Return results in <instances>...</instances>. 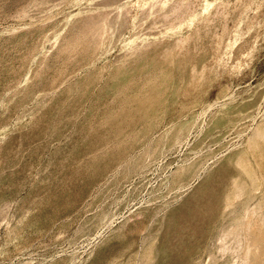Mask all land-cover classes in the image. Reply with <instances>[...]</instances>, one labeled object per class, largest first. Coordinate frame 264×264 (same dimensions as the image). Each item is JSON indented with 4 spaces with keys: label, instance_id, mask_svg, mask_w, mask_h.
I'll list each match as a JSON object with an SVG mask.
<instances>
[{
    "label": "rangeland",
    "instance_id": "rangeland-1",
    "mask_svg": "<svg viewBox=\"0 0 264 264\" xmlns=\"http://www.w3.org/2000/svg\"><path fill=\"white\" fill-rule=\"evenodd\" d=\"M102 1L0 0V264H264V0H207L236 47L178 98L195 107L168 105L169 89L146 117L132 101L144 80L123 86L152 63L120 64L145 22L103 53L61 54L89 17L142 0Z\"/></svg>",
    "mask_w": 264,
    "mask_h": 264
},
{
    "label": "bare ground",
    "instance_id": "bare-ground-1",
    "mask_svg": "<svg viewBox=\"0 0 264 264\" xmlns=\"http://www.w3.org/2000/svg\"><path fill=\"white\" fill-rule=\"evenodd\" d=\"M104 1V0H103ZM102 1V2H103ZM109 2L108 0H106ZM201 1H203L201 3ZM217 1V0H216ZM214 1V3L216 2ZM228 1V0H227ZM233 1V0H232ZM238 1V0H236ZM253 1V0H252ZM117 2L118 1H113ZM220 2V0H219ZM261 2V0H260ZM263 2V0H262ZM104 3V2H103ZM111 3V2H110ZM199 3H201L199 5ZM223 3V2H222ZM227 3V2H226ZM225 3V4H226ZM235 3V2H234ZM107 4V3H106ZM129 4V3H128ZM219 4V3H218ZM224 4V3H223ZM237 4V3H236ZM112 5V4H111ZM114 5V4H113ZM116 5V4H115ZM120 5V4H118ZM215 5V4H214ZM228 5V3H227ZM230 5V4H229ZM121 6V5H120ZM119 6V7H120ZM124 5L123 10L118 13L117 17L110 19L107 16V12L104 15H98L97 17H89L87 20L83 22L80 30L73 36L66 40V42L62 45L61 54H63L67 59L72 60V58L76 57V55H84L86 56L92 51L94 54L98 51H101L104 42L111 39L112 33H120L130 24H132L133 28L138 23L145 22L147 25L146 37L141 36L143 38L136 37V33L134 37H131L126 42L125 46V54L120 59L121 66L126 67L127 64L134 62L135 60L148 58L150 59V64L152 63V69H146V67H140L138 69L139 77H132L129 81L123 86L124 88H129V86L133 85L137 82L136 78H139L140 81L144 80L143 83L138 85L137 88V95L132 98V101L135 102L137 110L140 112V116H152V109L162 97V92L175 91V95H172L174 98L170 101L168 105H174V103L181 104V111L184 109H188V104H195L200 100L199 96L194 98L195 100L187 99V104L184 105L182 102H178V98L182 95L185 97H189L191 94L196 92L198 94L199 91L203 88V83L206 81V74L210 70H213L222 65L224 60V51L225 49H231V43H225L224 37L227 35L228 30H224L223 34H218V32L214 29V23L217 19L224 16V8L223 7L215 6L213 8V3L207 0H142L137 1L134 4V11L125 7ZM198 6H201L199 9ZM231 6V5H230ZM244 6V5H242ZM117 6V8H119ZM198 7V8H197ZM239 7V6H238ZM213 8V9H212ZM114 9V8H113ZM116 9V8H115ZM226 9V8H225ZM231 9V8H230ZM237 9V8H236ZM246 9V8H245ZM119 10V9H118ZM116 10V11H118ZM114 11V10H113ZM227 11V10H226ZM225 11V12H226ZM104 12V11H103ZM228 12V11H227ZM249 12V11H248ZM92 12H90L91 14ZM229 13V12H228ZM247 13V12H246ZM244 13V14H246ZM89 14V13H88ZM258 14V13H257ZM242 15V14H241ZM230 16V14H229ZM111 17V15H110ZM225 17H228L225 16ZM243 17V16H240ZM249 17V16H248ZM112 18V17H111ZM84 19V18H83ZM222 19V18H221ZM220 19V20H221ZM228 19V18H227ZM226 19V20H227ZM251 19V18H250ZM224 21V20H223ZM259 21V20H257ZM261 21V20H260ZM81 23V21H79ZM234 22V21H233ZM243 22V21H242ZM241 22V23H242ZM244 24V23H243ZM240 25V24H238ZM254 25H257V23ZM139 26V24H138ZM241 26V25H240ZM262 26V24L260 25ZM184 27L188 28V32L186 34L183 33L182 29ZM243 27V26H241ZM256 27V26H255ZM218 28V27H217ZM143 29V28H142ZM227 29V28H225ZM239 29V28H238ZM77 30V29H76ZM223 30V29H222ZM237 30V29H236ZM252 30V29H251ZM245 31V30H244ZM249 31V30H248ZM253 31V30H252ZM71 32V31H70ZM247 32V31H245ZM244 32V33H245ZM73 33V32H72ZM75 33V32H74ZM232 33V32H231ZM230 33V34H231ZM238 33V32H237ZM251 33V32H249ZM134 34V33H133ZM243 34V33H242ZM239 35V34H238ZM244 35V34H243ZM242 35V36H243ZM247 34H245L246 36ZM67 36V35H66ZM116 36V35H115ZM241 36V38H242ZM244 36V37H245ZM114 37V36H113ZM112 37V38H113ZM118 37V36H116ZM228 37V36H227ZM239 37V36H238ZM61 38V37H59ZM122 38V37H121ZM230 38V37H229ZM236 38V37H235ZM245 39V38H244ZM260 39V38H259ZM60 40V39H59ZM58 42L60 43L61 41ZM116 41L114 38L112 39ZM119 40V39H118ZM117 40V41H118ZM229 40V39H228ZM237 40V39H236ZM239 40H241L239 38ZM63 41V40H62ZM110 41V40H109ZM120 41V40H119ZM243 41V40H242ZM57 42V43H58ZM227 42V41H226ZM240 43V41H238ZM258 42V41H257ZM233 43V41H232ZM235 43V40H234ZM254 43V42H253ZM112 43L110 42V45ZM109 45V44H108ZM115 45V43H114ZM236 45V44H235ZM234 45V46H235ZM253 45V44H252ZM105 46V45H104ZM236 47V46H235ZM104 48V47H103ZM108 49V47H105ZM109 48H114L113 45L109 46ZM193 49V52L196 51L197 53L201 52L203 60L199 61L201 67H198V64L194 62H189L190 59V49ZM58 50V49H57ZM110 50V49H108ZM233 50V48H232ZM122 51V50H121ZM229 51V50H228ZM103 53V50L101 51ZM105 52V51H104ZM108 52V51H107ZM123 52V51H122ZM231 55V54H230ZM234 56V55H233ZM245 56V55H244ZM252 56V55H251ZM196 57V56H195ZM73 58V60H74ZM119 58V57H118ZM197 60V59H196ZM141 61V60H139ZM136 63V62H135ZM113 64V63H112ZM114 64H117L114 63ZM119 64V63H118ZM134 64V63H132ZM41 66V65H40ZM110 66V65H109ZM120 67V65H119ZM130 67V66H129ZM185 67H189V80H184L181 76V84L177 86H173L169 83L171 80L174 81L176 75H179ZM112 68V67H111ZM115 68V66H114ZM121 68V67H120ZM118 68V69H120ZM186 68V69H187ZM41 69V68H40ZM113 69V68H112ZM111 69V70H112ZM103 71V70H102ZM214 71V70H213ZM215 72V71H214ZM94 73V72H92ZM110 73V72H109ZM118 74V73H117ZM182 74V73H181ZM187 74V73H184ZM211 74V73H210ZM214 74V73H213ZM216 74V73H215ZM91 75V74H90ZM97 75V73H96ZM115 75V74H114ZM152 75H156L159 79L164 76L165 78L158 81L157 84H154V79L151 78ZM212 75V74H211ZM113 76V75H112ZM117 76V75H116ZM184 76V75H183ZM208 76V75H207ZM210 76V75H209ZM216 76V75H215ZM98 77V75H97ZM96 77V79H97ZM114 77V76H113ZM187 78V77H186ZM211 78V77H210ZM170 79V80H169ZM212 79V78H211ZM210 79V80H211ZM95 80V77H94ZM115 80V79H112ZM178 80V79H177ZM208 80V79H207ZM66 81V79H65ZM135 81V82H134ZM183 81V82H182ZM215 81V80H214ZM211 82V81H210ZM65 83V82H64ZM69 83V82H68ZM67 83V84H68ZM174 83V82H173ZM177 83V82H175ZM214 83V82H213ZM78 83H75V85ZM72 86V84H70ZM80 85V84H79ZM206 85V84H205ZM70 86V87H71ZM79 87V86H78ZM105 87V86H104ZM109 87V85H108ZM210 87V86H209ZM102 88V86H101ZM158 88H162V90H157ZM73 89V88H72ZM104 89V88H103ZM102 89V90H103ZM120 89V88H119ZM174 89V90H173ZM211 89V88H210ZM70 90V88H69ZM77 90V89H76ZM80 90V88H79ZM101 90V91H102ZM132 90V89H131ZM125 91V90H124ZM78 92V91H77ZM84 92V90H83ZM119 92V91H118ZM117 92V93H118ZM121 91L120 93H122ZM139 92H143L140 93ZM179 92V94H178ZM204 92V90H203ZM202 92V93H203ZM258 92V91H257ZM72 93V92H71ZM118 93V94H120ZM208 93V92H206ZM205 93V94H206ZM80 94V93H79ZM136 94V93H135ZM167 94V93H166ZM69 95V94H68ZM124 95V93H123ZM116 96V95H115ZM114 96V98H115ZM131 96V95H130ZM201 96V95H200ZM126 97V95H125ZM177 97V98H175ZM160 98V99H159ZM169 98V97H168ZM171 98V97H170ZM69 100V98H68ZM163 101V100H162ZM182 101V100H181ZM62 102V101H61ZM64 102V101H63ZM66 102V101H65ZM70 102V101H69ZM168 101L163 102L165 104ZM178 102V103H177ZM199 103V102H198ZM167 104V103H166ZM64 105V104H63ZM122 105V104H121ZM195 105L193 107H195ZM210 105V104H209ZM212 106V105H211ZM243 106V105H242ZM69 107V106H68ZM167 107V106H166ZM59 108V107H58ZM191 108V107H189ZM237 108V107H236ZM208 109V108H207ZM164 110V109H163ZM191 110V109H190ZM190 110L188 114L190 113ZM193 111V110H192ZM206 113V110H203ZM159 112V111H158ZM228 112V111H227ZM193 113V112H192ZM202 113V114H203ZM218 113V112H217ZM217 113H215L217 115ZM226 112H224L225 114ZM240 112H238L239 114ZM194 114V113H193ZM229 114V113H228ZM237 114V113H236ZM235 114V115H236ZM237 114V116H239ZM244 114V113H243ZM242 114V115H243ZM42 115V114H41ZM219 115V114H218ZM227 115V114H226ZM232 115V116H235ZM44 116V115H43ZM46 116V115H45ZM191 116V115H190ZM194 116V115H193ZM198 116V114H197ZM215 116V115H214ZM229 116H231L229 114ZM231 116V117H232ZM249 116V115H248ZM247 116V117H248ZM198 118V117H197ZM221 118V117H220ZM223 118V117H222ZM227 118V117H226ZM229 118V117H228ZM191 119L192 116H191ZM196 119V118H195ZM226 120L225 118H223ZM42 120V119H41ZM215 120V118H214ZM213 120V121H214ZM217 120H219L217 118ZM195 121V120H193ZM220 121V120H219ZM230 122V121H229ZM264 122V121H261ZM41 123V122H40ZM193 123V122H191ZM232 123V122H231ZM172 124V123H171ZM259 124H261L259 122ZM264 126V124H261ZM49 126V125H48ZM167 126V125H166ZM171 126V125H170ZM54 128V127H53ZM174 129V128H170ZM264 128H262L263 130ZM22 130V129H21ZM60 130V129H59ZM177 130V129H176ZM258 129H256L255 133ZM171 131V130H170ZM169 131V132H170ZM174 131V130H173ZM19 132V131H18ZM178 131H174L173 136L174 139L177 138L179 135ZM261 132V131H260ZM30 134V133H29ZM52 134V133H51ZM21 135V134H20ZM25 136V135H23ZM118 136V135H117ZM257 136V135H256ZM20 137V136H19ZM260 137L264 140V133L260 135ZM37 138V137H36ZM120 138V137H119ZM22 139V138H21ZM120 141V140H119ZM118 141V143H119ZM38 143V142H37ZM98 143V142H97ZM19 147V146H18ZM74 147V146H73ZM106 147V146H104ZM110 147V145H109ZM108 147V148H109ZM104 149V148H103ZM237 149V148H236ZM9 151V150H8ZM26 151V150H25ZM110 151V150H109ZM15 152V151H14ZM20 153V152H19ZM59 153V152H58ZM125 153V152H124ZM39 154V153H38ZM70 154V153H69ZM92 154V153H91ZM98 154V153H97ZM96 154V156H97ZM2 155V154H0ZM6 155V154H5ZM90 155V154H89ZM125 155V154H124ZM15 156V155H14ZM72 156V155H71ZM106 156V155H102ZM3 157V156H2ZM6 157V156H5ZM114 157V156H113ZM128 157V156H127ZM7 159V158H6ZM8 160V159H7ZM99 160V159H98ZM73 161V160H72ZM116 161V160H115ZM125 163V162H124ZM60 164V163H59ZM5 165V164H4ZM48 165V164H47ZM126 165V164H125ZM50 166V165H49ZM59 166V165H58ZM233 166V165H232ZM55 167V166H54ZM118 167V166H117ZM239 167V166H238ZM241 169V168H240ZM47 170V169H46ZM50 172V171H47ZM53 175V174H52ZM218 176V175H217ZM239 176V175H238ZM233 177V176H232ZM240 177V176H239ZM238 177H236L237 179ZM216 179V178H215ZM233 179V178H232ZM235 182V179H233ZM237 181V180H236ZM234 184V183H233ZM212 185V184H211ZM219 193V191H218ZM227 194V193H226ZM194 208V207H193ZM190 209V208H189ZM207 212V211H206ZM203 222V221H202ZM164 224V223H163ZM162 224V226H163ZM164 228V227H163ZM162 229V228H161ZM163 230V229H162ZM161 231V230H160ZM161 234V233H160ZM172 241V240H171ZM156 247V246H155ZM152 248V249H155ZM158 247V246H157ZM167 247V246H166ZM168 246L167 249L169 250ZM178 249V248H177ZM173 250V249H172ZM165 251V249H164ZM171 251V250H170ZM150 252V251H149ZM162 252V251H161ZM154 253V251H153ZM159 253V252H158ZM152 254V253H151ZM166 254V253H165ZM168 254V253H167ZM166 254V255H167ZM159 255V254H158ZM156 255V256H158ZM147 256H150L147 254ZM155 256V257H156ZM169 257V256H168ZM172 257V256H171ZM154 258V257H153ZM174 258V257H173ZM164 259V258H163ZM165 260V259H164ZM163 260V261H164ZM157 261V259H156ZM159 261V260H158ZM166 261V260H165ZM173 261V260H172ZM169 263V262H168ZM162 264V263H160ZM167 264V262H166Z\"/></svg>",
    "mask_w": 264,
    "mask_h": 264
}]
</instances>
